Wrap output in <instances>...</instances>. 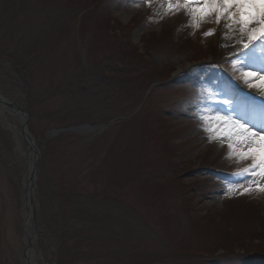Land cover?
Returning <instances> with one entry per match:
<instances>
[{"label":"rangeland","instance_id":"1","mask_svg":"<svg viewBox=\"0 0 264 264\" xmlns=\"http://www.w3.org/2000/svg\"><path fill=\"white\" fill-rule=\"evenodd\" d=\"M242 32L169 0H0V95L38 152V264H264V107L237 95L264 99V71L246 76L248 39L226 45ZM108 40L147 49L161 81L140 97L86 82ZM29 150L0 117V264H25Z\"/></svg>","mask_w":264,"mask_h":264},{"label":"trees","instance_id":"2","mask_svg":"<svg viewBox=\"0 0 264 264\" xmlns=\"http://www.w3.org/2000/svg\"><path fill=\"white\" fill-rule=\"evenodd\" d=\"M80 12L84 15L83 11ZM101 21L104 23L103 20ZM104 25L107 26V23H104ZM108 41L110 47L107 48V51L106 49L103 50L101 56L96 61L98 72H90L92 74H89V71L86 72L89 68L83 69L85 71L83 75L86 78V82L90 84L93 82L94 84L97 83L92 79L93 76H96L95 79L97 78L103 85V89L111 93V95L126 96L129 92L136 93L135 96H139L141 91L148 87L149 82L160 81L158 75L155 76V74L150 73L148 70V63L153 64L154 59L149 56L145 58V54L148 55L149 52L147 49L139 51L137 47L130 44L124 46L120 45L121 42L115 44L114 41ZM169 75L166 77L165 73L162 77L168 78ZM112 98V96L106 97L103 95V99L101 100L107 102V100Z\"/></svg>","mask_w":264,"mask_h":264},{"label":"snow or ice","instance_id":"3","mask_svg":"<svg viewBox=\"0 0 264 264\" xmlns=\"http://www.w3.org/2000/svg\"><path fill=\"white\" fill-rule=\"evenodd\" d=\"M180 5L185 9H190L191 13L197 17L215 13L217 22L222 18L231 19L234 23H238L241 26L242 31L248 33L249 40H257L258 38V42L261 46H264V0H175V5L173 0H169L170 9ZM232 9L236 11L233 12ZM250 66L249 64L245 65V67ZM261 71H264V65H262ZM246 76L255 78V73L249 72L246 73ZM259 79L260 83L255 86L264 89V77ZM260 103L264 104V101ZM261 130L264 131V126H261ZM259 166L260 175L264 176V136H261ZM258 190L264 192V187Z\"/></svg>","mask_w":264,"mask_h":264},{"label":"bare ground","instance_id":"4","mask_svg":"<svg viewBox=\"0 0 264 264\" xmlns=\"http://www.w3.org/2000/svg\"><path fill=\"white\" fill-rule=\"evenodd\" d=\"M164 4H166V2H164ZM247 38H248V33L243 31L239 35H233V36L229 37L227 39L226 45L228 47H232L233 45L239 43L242 39H247ZM256 75H257V77L260 76L259 74H256ZM0 99H1V97H0ZM6 113H8L12 116L18 117L21 121L23 120V116L19 112L10 111L9 108L4 103H2L0 101V117H1L2 121L4 122V124L7 126V128L13 132L16 142L19 143V135L23 136V134L21 133V129L16 123H12L9 121V118L6 116ZM27 140L30 143V147H32L30 140L29 139H27ZM28 155H29V160H28V163L26 166V172H25V177H24V181H23V185L26 188V197H28V194L30 192L29 188H32L30 176H31V173L33 170L32 169L33 160L35 159V154L33 153L32 148H30ZM25 223H26V226L32 225L30 215L26 216ZM32 228H33V226L31 227V229ZM33 231H35V230L32 229V231H31V230L27 229V231H26V237L29 238L28 240L31 242L34 241L33 234L35 232H33ZM24 260H25V264H38L39 261H37V259H36V251L33 249V247L29 246L26 248Z\"/></svg>","mask_w":264,"mask_h":264},{"label":"water","instance_id":"5","mask_svg":"<svg viewBox=\"0 0 264 264\" xmlns=\"http://www.w3.org/2000/svg\"><path fill=\"white\" fill-rule=\"evenodd\" d=\"M0 101L2 103H4L11 111L19 112L23 116V121L21 122V133L24 136V141L28 145H29V143H28V140L26 138H28L31 141L32 150L37 157V154H38L37 147H36L35 143H33L32 139L30 137L28 128H27L26 112L14 101H10V100H7L5 98L0 99ZM36 157H35V161L33 163V171H32L31 176H30L32 188H29L30 192H29L28 197H27V202H26L27 206H25V208L29 207L30 213L32 215L34 228H37V224L35 223V209L33 207V188H34V178H35ZM28 245L30 247L32 246L29 240H28Z\"/></svg>","mask_w":264,"mask_h":264}]
</instances>
